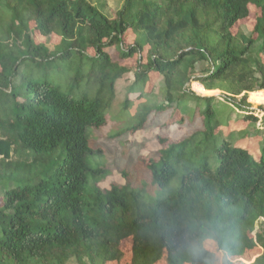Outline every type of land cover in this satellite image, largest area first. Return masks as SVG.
I'll return each mask as SVG.
<instances>
[{
	"label": "trees",
	"instance_id": "trees-1",
	"mask_svg": "<svg viewBox=\"0 0 264 264\" xmlns=\"http://www.w3.org/2000/svg\"><path fill=\"white\" fill-rule=\"evenodd\" d=\"M249 5L258 10L253 27L233 32ZM8 6L7 34L0 16V264H106L119 258L126 238L132 241L128 264H156L162 256L167 264H194L187 241L224 210L234 218V257L260 247L252 264H264V156L255 160L223 140L215 149L216 169L207 159L187 169L174 194L148 201L128 183L104 189L98 182L107 172L86 162L92 152L87 128L103 122L98 96L73 98L47 82L16 80L27 59L86 55L88 75L102 81L98 71L111 61L105 48L121 45L132 30L142 38L122 53L140 52L143 43L148 52L145 63L138 60L134 83L145 84L149 72L157 73L169 105L185 94L198 97L190 90L196 81L231 101L238 98V109L247 112V94L264 91V0H123L112 17L90 0H9ZM29 21L36 30L55 25L59 42L53 49L47 39L32 38ZM85 46L94 54H86ZM140 114L134 129L144 122ZM202 116L200 131L167 143L150 160L159 187L175 175L174 164L200 132L207 139L217 130L211 109Z\"/></svg>",
	"mask_w": 264,
	"mask_h": 264
},
{
	"label": "rangeland",
	"instance_id": "rangeland-1",
	"mask_svg": "<svg viewBox=\"0 0 264 264\" xmlns=\"http://www.w3.org/2000/svg\"><path fill=\"white\" fill-rule=\"evenodd\" d=\"M9 0H0V16L3 18V31L7 34L9 24ZM123 0H90L99 10L107 16H114ZM22 13L27 16L29 12L22 6ZM258 10L249 5L248 16L239 20L233 27L251 29L254 25ZM30 33L36 42H44L50 49L59 42L58 30L55 25L47 30L34 29L33 22L29 21ZM121 45H111L105 48L111 61L104 64L98 71L102 81L94 75H88L89 60L86 55L75 56L71 59H55L52 61L33 62L25 60L18 69L17 82L27 78L35 81L47 82L56 87L63 94H70L73 98L82 95L87 98L98 96L100 99V112L103 122L98 127L89 126L86 135L92 152L86 155V162L91 169L101 168L107 175L98 182L101 188L109 189L112 185L128 183L138 189L146 200L152 201L157 197L174 194L179 187L181 176L187 169L199 167L207 159L212 170L218 166L215 149L223 140L245 148L252 158L258 160L264 156V91L256 90L250 97L247 112H241L235 102L229 100L221 91L208 94L212 98L204 99L202 96L185 94L184 97L173 100L169 105L165 101V88L157 73L149 72L146 83H134V72L138 60L145 63L147 45L142 44V51H133L128 56L122 53L128 45H133L142 35L128 30ZM82 46V44H81ZM84 52L94 54V49L85 46ZM87 63L88 65H85ZM206 67V63L203 64ZM114 78L113 95L109 96L105 75ZM89 76V77H87ZM199 82L192 81L190 90L196 95ZM201 89V87H198ZM207 95V94H206ZM261 102H253V100ZM127 100V104L125 101ZM211 109V121L218 127L207 139L201 134L188 144L181 162L174 164L176 173L164 186L159 187L153 182L148 164L150 160L158 158V151L167 143L181 139L193 132L202 129L204 110ZM256 117L251 120L250 114ZM144 113L142 125L136 129L139 114ZM141 116V114H140ZM94 182L90 176L88 186ZM258 228V226H257ZM256 228V229H257ZM255 230L251 232L254 235ZM131 238L124 239L119 246V258L106 264H128L131 257ZM260 247L252 251H245L242 255L233 257L236 264H252L255 257L261 253ZM66 264H77L70 259ZM156 264H167L162 256ZM190 264V263H188Z\"/></svg>",
	"mask_w": 264,
	"mask_h": 264
},
{
	"label": "clouds",
	"instance_id": "clouds-1",
	"mask_svg": "<svg viewBox=\"0 0 264 264\" xmlns=\"http://www.w3.org/2000/svg\"><path fill=\"white\" fill-rule=\"evenodd\" d=\"M234 218L228 210L217 213L199 226L187 241L194 264H236Z\"/></svg>",
	"mask_w": 264,
	"mask_h": 264
},
{
	"label": "crops",
	"instance_id": "crops-1",
	"mask_svg": "<svg viewBox=\"0 0 264 264\" xmlns=\"http://www.w3.org/2000/svg\"><path fill=\"white\" fill-rule=\"evenodd\" d=\"M197 86L201 87V89H197V90H199V92H201L199 96H202V97L209 96L208 94H211L212 92H215V91L219 92L220 91V90H217V89L205 90L204 87L200 83L197 84ZM210 96H212V95H210Z\"/></svg>",
	"mask_w": 264,
	"mask_h": 264
}]
</instances>
